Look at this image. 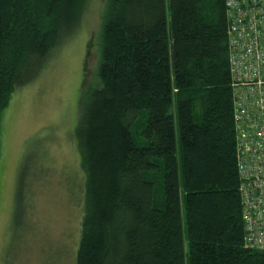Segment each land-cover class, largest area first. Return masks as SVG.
<instances>
[{"label":"trees","instance_id":"obj_1","mask_svg":"<svg viewBox=\"0 0 264 264\" xmlns=\"http://www.w3.org/2000/svg\"><path fill=\"white\" fill-rule=\"evenodd\" d=\"M87 0H0V115ZM225 0H107L75 128V264H264L244 246Z\"/></svg>","mask_w":264,"mask_h":264},{"label":"rangeland","instance_id":"obj_2","mask_svg":"<svg viewBox=\"0 0 264 264\" xmlns=\"http://www.w3.org/2000/svg\"><path fill=\"white\" fill-rule=\"evenodd\" d=\"M107 0H87L78 28L0 115V264H75L86 172L75 138L94 88Z\"/></svg>","mask_w":264,"mask_h":264},{"label":"built area","instance_id":"obj_3","mask_svg":"<svg viewBox=\"0 0 264 264\" xmlns=\"http://www.w3.org/2000/svg\"><path fill=\"white\" fill-rule=\"evenodd\" d=\"M243 243L264 251V0H225Z\"/></svg>","mask_w":264,"mask_h":264}]
</instances>
